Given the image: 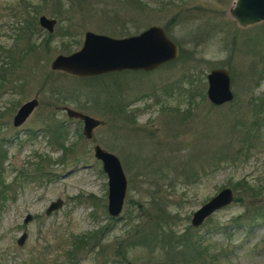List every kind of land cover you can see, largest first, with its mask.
I'll use <instances>...</instances> for the list:
<instances>
[{
    "label": "rangeland",
    "instance_id": "rangeland-1",
    "mask_svg": "<svg viewBox=\"0 0 264 264\" xmlns=\"http://www.w3.org/2000/svg\"><path fill=\"white\" fill-rule=\"evenodd\" d=\"M233 2L0 0V187L9 186L0 200V264H264V190L258 189L264 186V122L256 134L251 124L252 106L261 101L264 110L257 63L264 21L239 26L229 13ZM39 15L55 19L51 33L38 26ZM25 22L37 30L21 37ZM150 25L162 26L179 47L174 61L155 70L83 82L49 67L57 54L78 49L86 30L122 37L119 30L129 36ZM214 67L228 71L233 94L219 106L205 97V76ZM84 86H93L91 93ZM163 86L170 97L159 96ZM34 96L36 108L12 126L17 107ZM110 97L124 109L121 117L99 102ZM61 105L104 124L87 139L81 121L67 118ZM246 130L254 143L249 151ZM95 143L118 158L126 178L116 218L106 212ZM35 163L47 175L34 176ZM242 180L256 193L238 185ZM224 187L239 201L190 226L191 213ZM56 198L62 206L45 214ZM27 214L32 218L24 223ZM21 233L26 238L18 245ZM145 235L150 241H138Z\"/></svg>",
    "mask_w": 264,
    "mask_h": 264
},
{
    "label": "water",
    "instance_id": "water-1",
    "mask_svg": "<svg viewBox=\"0 0 264 264\" xmlns=\"http://www.w3.org/2000/svg\"><path fill=\"white\" fill-rule=\"evenodd\" d=\"M229 13L241 27L264 21V0H234ZM37 23L40 28L50 33L56 21L54 18L39 15ZM178 54V45L159 25H150L137 34L122 37H111L86 30L80 47L69 54H57L49 62V67L77 78H90L122 71L149 72L174 61ZM205 78V97L211 105L219 106L232 100L230 78L225 68H211ZM36 106L35 96L22 102L12 116V126L23 123ZM57 109L62 110L67 118L81 121L82 135L87 139L92 136L95 128L104 124L102 119L67 105L58 106ZM92 154L96 160H99L106 176V212L111 218H116L121 211L125 196V175L118 158L113 153L95 143L92 145ZM232 200L233 192L230 188L220 189L191 213L190 226H200L207 217L229 205ZM262 201L264 203V197ZM62 203L60 198H56L49 202L44 213L48 214L60 208ZM31 218L32 216L27 214L23 222L26 223ZM25 238L26 234L21 233L16 243L22 245Z\"/></svg>",
    "mask_w": 264,
    "mask_h": 264
},
{
    "label": "trees",
    "instance_id": "trees-1",
    "mask_svg": "<svg viewBox=\"0 0 264 264\" xmlns=\"http://www.w3.org/2000/svg\"><path fill=\"white\" fill-rule=\"evenodd\" d=\"M34 26H35V24H34ZM30 27V25H29V22H25V25L22 27V28H20V36L22 37L24 34H27V32L30 34V33H33L32 31L34 30V31H36L37 29H35L34 27H32L31 29L29 28ZM206 28V27H205ZM30 29V30H29ZM123 30H125V28L123 29ZM123 30H119V32H120V35H125L126 34V30L125 31H123ZM165 30V29H164ZM205 31V30H207V29H202V31ZM166 31V30H165ZM208 34V33H207ZM27 39H28V35H27V37H26ZM235 39L233 38L232 39V41H234ZM30 41H31V39H30ZM34 43V41H31V42H26V46L29 48V49H33V48H36V46L33 44ZM243 46H245V47H248L249 49H247V51H250L251 50V47H252V45H250V42H247V41H245V44L243 45ZM255 50H252L251 52H254ZM254 53H256V51L254 52ZM179 56V55H178ZM263 60H264V55H262L258 60H257V63H261L263 66L259 69V76H261V74L262 73H264V62H263ZM122 72H124V71H122ZM121 72H113V73H107V74H103V75H100V76H96V77H91V78H85V79H82V80H80V81H83V82H86V81H97L98 79H100V78H102L103 76H108V77H110V75H112V77H110V78H113L114 76H116V75H118V74H120ZM4 81H1L0 83H3ZM85 88H86V91H88L89 93H91V90H92V88H93V86H84ZM99 89L102 91V87H99ZM160 90L161 91H159L158 92V94H159V96L160 97H170L171 96V89L169 90L168 89V87L166 86V88H165V86H163V87H161L160 88ZM64 91L63 90H61V89H57L56 90V93H58V94H62ZM71 92H74V93H71V94H77V92H75V89H73ZM100 92H98L96 89H94V94H99ZM70 94V95H71ZM93 95V94H92ZM91 95V96H92ZM67 95H63V96H57V100H68L69 101V99L67 98V97H69V96H67ZM98 99V98H97ZM99 102H102L103 104V106L106 108V109H104L105 110V112H107V113H109V114H115L116 115V117L117 116H119V117H121L122 115H123V110L124 109H121L122 107H121V105H119V104H117L116 103V100L114 99V97L113 98H111L110 97V99L109 100H103V101H100V99H99ZM117 104V105H116ZM119 107V109H117ZM168 108V107H167ZM261 108H262V103H261V101H259V102H257L256 103V105H253L252 106V111H253V113H254V115L255 116H257L255 119H253L252 120V122H251V124H252V126H254L255 127V134H256V131L258 130V128H259V125H260V123H263L264 122V110L262 109L261 110ZM261 113H262V116H261ZM261 116V117H260ZM56 130H52V134H53V136H54V140L58 143V145H62V142H61V140H60V137L58 136V134H57V132H55ZM250 137H251V134L249 133V131L248 130H246L245 131V133H244V138L242 139V142H245V144H246V151H249L250 150V148H252L253 147V145H254V143H253V141H251L250 140ZM237 151H239V149L237 150ZM2 155V154H1ZM0 155V162L2 161L1 160V158H2V156ZM224 156H226V155H224ZM224 156H220L219 157V160H222L221 158H223ZM33 169H34V173L36 174V175H34V176H37V175H47V172L45 171V169L43 170V167H42V165L40 164V163H35L34 164V166H33ZM24 173V171H19L18 172V174L19 175H21V174H23ZM25 177H26V175H25ZM174 178H178V176H177V173H175V177ZM197 178H195V180H196ZM0 183H3V180L1 179V176H0ZM238 185H241L242 187H244V188H250L249 190H251L252 192H254V193H256L254 190H255V188L253 187V188H251V185H249L248 184V182H246V181H244V180H242V181H239V183H238ZM9 186L8 185H5V184H3V185H1V187H0V200L1 199H4V193H6V191L8 190L7 188H8ZM259 190H264V186L263 187H259L258 188ZM257 192H260V191H257ZM234 202H237V201H239V198L238 197H235V199L233 200ZM258 212L256 211V212H254V214H257ZM161 219H162V217H161ZM166 219H168V217L166 218ZM166 219H164L163 218V221L165 222V224L167 223L165 220ZM158 225L160 226V225H162L160 222L158 223ZM199 227V226H198ZM191 237H193V236H191ZM138 241H142V242H144V241H150V238L148 237V236H144V237H142V238H140ZM195 241V240H194ZM193 242V241H192ZM128 243H134V241H131V242H128ZM194 244H195V242H194Z\"/></svg>",
    "mask_w": 264,
    "mask_h": 264
},
{
    "label": "flooded vegetation",
    "instance_id": "flooded-vegetation-1",
    "mask_svg": "<svg viewBox=\"0 0 264 264\" xmlns=\"http://www.w3.org/2000/svg\"><path fill=\"white\" fill-rule=\"evenodd\" d=\"M41 29H42V28H41ZM50 33H51V32H50ZM36 99H37V98H36ZM37 104H38V101H37ZM35 108H36V107H35ZM35 108H34V109H35ZM49 213H50V212H49ZM49 213H48V214H49Z\"/></svg>",
    "mask_w": 264,
    "mask_h": 264
}]
</instances>
